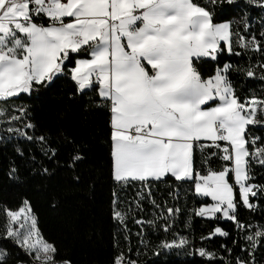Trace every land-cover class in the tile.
Returning a JSON list of instances; mask_svg holds the SVG:
<instances>
[{"label":"snow or ice","instance_id":"1","mask_svg":"<svg viewBox=\"0 0 264 264\" xmlns=\"http://www.w3.org/2000/svg\"><path fill=\"white\" fill-rule=\"evenodd\" d=\"M235 2L0 0V117H7L9 125L21 124L5 129L9 133L7 139L15 135L34 144L45 160H55L57 164L60 148L54 146L53 140L62 139L65 146L72 145L63 166L73 174L74 182H80L77 169L86 159L88 146L77 144L63 130L55 138L49 130L36 135L37 126L31 121L27 106L15 109L19 115H9L6 106L8 100L20 94L31 96L60 76H66L76 89L69 99L94 91L95 98H88L85 110H107L110 179L121 188L139 183L148 189L146 193L137 192L135 202L139 208L147 198L161 208L158 215L147 221L150 227H157L163 220V230L168 231L169 222L180 211L156 205L152 183L166 181L169 175L178 184L193 180L194 195L211 197L212 201L194 209L195 215L216 219L222 216L233 221L238 232L246 233L242 251L249 255L248 260L237 257L235 264H260L255 254L264 243V225L240 221L237 211L241 203L254 211L258 205L251 201L264 192V186L250 182L255 179L254 163L264 167V144L258 143L261 137L251 136L248 131L249 126L264 125V97L253 93L241 101L229 73L234 70L264 81V44L254 34L245 37L238 31L234 33L231 20L216 22L224 5ZM244 4L264 11V0H244ZM244 15L247 17L248 13ZM248 27L245 24L246 30ZM261 36L264 37V19ZM233 43L244 50L235 55L260 53L257 64L233 69L225 63L205 77L198 65L207 59L215 61L223 46L232 53ZM72 54L76 56L74 66L66 69ZM202 139L217 148L213 156L223 152L222 168H209L206 175L195 167L194 153ZM220 141L227 143L221 148ZM15 153L24 157L19 145L15 146ZM29 161L31 165L44 162L37 161L34 153ZM32 173L50 174L46 166H33ZM7 176L21 182L15 161L10 162ZM237 186L239 200L235 197ZM112 197V217L125 225L126 230L125 221L133 209L121 207L115 187ZM2 212L0 238L10 240L22 250L30 264H72L70 259H57L56 245L43 239L27 198L17 209L5 206ZM216 234L228 235L217 225L202 239H211ZM124 238L127 240L128 236ZM188 245L186 237L178 242L162 241L154 255L161 250H175L177 255L185 250L184 255L198 254L201 258L215 255L205 248L187 252ZM10 255L6 248H0V264H7ZM16 264L26 262L17 260ZM113 264H139V261L127 259L121 253Z\"/></svg>","mask_w":264,"mask_h":264},{"label":"trees","instance_id":"2","mask_svg":"<svg viewBox=\"0 0 264 264\" xmlns=\"http://www.w3.org/2000/svg\"><path fill=\"white\" fill-rule=\"evenodd\" d=\"M202 3L203 0H200ZM219 12V9L217 10ZM245 12L248 16L245 17ZM264 19V11L259 8L246 7L244 0H236L232 5L225 4L223 12L217 17L216 22L231 20L232 31H237L249 37L255 35L257 40L264 44L261 36V20ZM245 24L249 25L245 29ZM235 40V37L233 38ZM244 50L233 43V52L229 53L223 46L215 61L207 59L198 66L201 73L207 77L214 70L223 67L225 63L233 66L246 67L249 64L256 65L260 53H245L235 55ZM75 54L67 61L65 68L74 66ZM259 69L257 68V75ZM229 78L233 82L236 94L241 101L253 93L258 97H264V81L257 78H248L242 73L231 71ZM76 92L73 82L66 76L55 79L46 89L31 96L20 94L16 98L8 100L9 115L16 114L15 109L27 106L31 121L36 124V135L49 130L55 138L63 130L69 137H74L77 144H86V159L78 165V173L81 176L79 183L72 179V173L63 165L67 163L68 155L72 152V145H64V141L53 140L54 146H59L60 154L55 160H45L34 144H29L15 135L11 140L7 137V127H20L21 124L7 122V117H0V224L4 217L2 209L15 210L21 201L27 198L31 202L32 210L38 219V228L44 240L53 243L58 249L57 259H70L72 264H113L115 257L123 253L124 257L138 260L139 264H235L237 257L248 260L247 251H242L246 241L243 239L245 232L237 231L235 223L222 216L219 219L205 218L195 215L193 211L201 204L210 203L208 197L194 195V181L188 180L178 184L169 175L163 182H153L151 186L152 198L156 205L171 208H179L174 214V221H170V229L163 230V220L157 227H150L147 221L153 219L161 212L160 207H155L149 199H144L139 208L136 206V193L148 189L139 183L129 184L123 188L113 185L109 172V148L106 140L109 134L107 124L108 112L104 108H91L85 110L88 98H95V92L89 91L85 95H70ZM211 105V104H210ZM27 122V119L23 121ZM30 131V130H29ZM251 136L261 137L259 144H264V125L249 126ZM223 147L222 142H218ZM204 147L201 148L200 145ZM19 145L24 150V157L15 153V146ZM210 149V150H209ZM31 150V151H30ZM35 154L37 161L43 160V165L37 163L31 165L29 156ZM217 153V148L212 142L202 141L196 146L195 167L201 175H206L209 168L220 170L224 164L221 157L223 152ZM15 161L19 168L21 182L12 181L7 176L10 162ZM46 166L48 175L33 174L32 167ZM252 175L255 177L251 183L264 186V167L253 165ZM94 185V187H92ZM115 187L121 200V207L131 206L132 213L120 224L112 217V190ZM235 197L239 200V192L235 189ZM258 207L254 211L246 209L242 203L237 211L238 219L246 224L264 225V192L251 201ZM55 204V206H53ZM165 215H167L165 208ZM136 220L144 223L137 224ZM220 226L228 233L227 236L216 234L211 239L209 233L216 226ZM128 236L126 240L124 237ZM181 237H186L189 245L187 252H193L205 248L214 253L212 257L201 258L184 255L182 250L177 255L175 250H161L159 255H154L162 241L177 242ZM142 241L146 242L142 243ZM235 241V243H234ZM227 249H231L228 252ZM0 248H6L10 252L7 264H16L17 260L30 264L28 256L15 246L10 240L0 238ZM256 259L264 264V243L256 251Z\"/></svg>","mask_w":264,"mask_h":264},{"label":"rangeland","instance_id":"3","mask_svg":"<svg viewBox=\"0 0 264 264\" xmlns=\"http://www.w3.org/2000/svg\"><path fill=\"white\" fill-rule=\"evenodd\" d=\"M225 48H226V50L228 51V48H227V46H224ZM211 103H209V106H214V105H210ZM202 141H209V140H206V139H202ZM209 142H211V141H209ZM220 142H222L223 143V146H224V144L225 143H227V142H223V141H220ZM237 188V190H238V192H239V188H238V186L236 187ZM202 197H204V196H202ZM210 200H211V197H208ZM212 202V201H211ZM210 202V203H211ZM205 218H209V217H205Z\"/></svg>","mask_w":264,"mask_h":264}]
</instances>
